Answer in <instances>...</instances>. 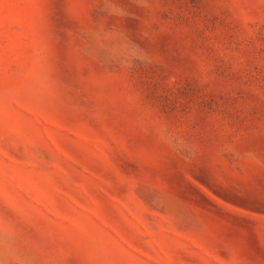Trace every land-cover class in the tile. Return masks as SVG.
Listing matches in <instances>:
<instances>
[{
	"label": "rangeland",
	"instance_id": "1",
	"mask_svg": "<svg viewBox=\"0 0 264 264\" xmlns=\"http://www.w3.org/2000/svg\"><path fill=\"white\" fill-rule=\"evenodd\" d=\"M0 264H264V0H0Z\"/></svg>",
	"mask_w": 264,
	"mask_h": 264
}]
</instances>
